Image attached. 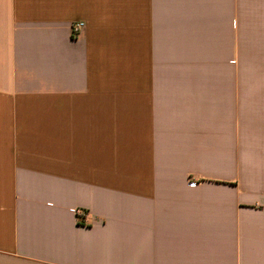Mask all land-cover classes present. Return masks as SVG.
Instances as JSON below:
<instances>
[{
    "label": "crops",
    "instance_id": "0c3cea01",
    "mask_svg": "<svg viewBox=\"0 0 264 264\" xmlns=\"http://www.w3.org/2000/svg\"><path fill=\"white\" fill-rule=\"evenodd\" d=\"M0 264H264V0H0Z\"/></svg>",
    "mask_w": 264,
    "mask_h": 264
},
{
    "label": "built area",
    "instance_id": "2783aa9c",
    "mask_svg": "<svg viewBox=\"0 0 264 264\" xmlns=\"http://www.w3.org/2000/svg\"><path fill=\"white\" fill-rule=\"evenodd\" d=\"M85 24L82 21H78L73 23L71 29H72V35L73 37H78L80 35V33L82 32V30L84 29ZM77 218L79 220V222L84 223L85 222V217H86V211L82 208H77L75 210Z\"/></svg>",
    "mask_w": 264,
    "mask_h": 264
}]
</instances>
